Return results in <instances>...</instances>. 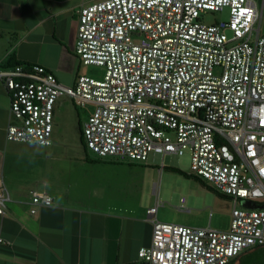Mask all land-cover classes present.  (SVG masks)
Wrapping results in <instances>:
<instances>
[{"label": "built area", "instance_id": "2783aa9c", "mask_svg": "<svg viewBox=\"0 0 264 264\" xmlns=\"http://www.w3.org/2000/svg\"><path fill=\"white\" fill-rule=\"evenodd\" d=\"M228 10L206 24L207 12ZM255 0H83L74 53L98 78L78 75L71 87L38 64L0 68L9 99L7 141L52 144L60 97L92 106L81 129L98 158L145 163L150 154L188 151L192 175L231 198L229 228L159 221L161 201L146 209L147 264H230L264 245V33ZM9 194L0 180V218ZM32 192L30 212L51 206ZM181 208L183 199H181ZM1 241V238H0Z\"/></svg>", "mask_w": 264, "mask_h": 264}, {"label": "crops", "instance_id": "0c3cea01", "mask_svg": "<svg viewBox=\"0 0 264 264\" xmlns=\"http://www.w3.org/2000/svg\"><path fill=\"white\" fill-rule=\"evenodd\" d=\"M82 1L0 0V64L13 55L50 70L63 86H73L83 66L73 50ZM61 98L67 97L54 106L51 145L10 142L5 137L10 99L0 81V180L10 198L0 218V264H147L137 252L151 243L146 209L156 199L142 207L136 181L119 176L113 160L84 147V156L73 157L54 144L62 136L56 116ZM32 192L48 194L52 205L32 214ZM152 194L156 196L155 184ZM179 204L176 209L183 214H201L186 198ZM172 221L185 224L178 215L164 222ZM201 224L211 227L210 220Z\"/></svg>", "mask_w": 264, "mask_h": 264}, {"label": "rangeland", "instance_id": "374dc122", "mask_svg": "<svg viewBox=\"0 0 264 264\" xmlns=\"http://www.w3.org/2000/svg\"><path fill=\"white\" fill-rule=\"evenodd\" d=\"M255 2L259 9L262 8L260 30L264 33V0H255ZM227 19L228 10L220 13L211 11L204 15L203 21L206 24H212ZM80 72L81 75L98 78L102 75L103 69L93 65L82 66ZM59 104L60 106L56 109V116L62 130V136L54 144L60 148H67L73 157H76L78 153L84 156L85 152L81 140L82 123L79 125L78 120L82 122L87 120V116L92 113L93 107L75 105L69 98H61ZM107 159L113 160V164L118 165L115 169L118 170L119 176L122 175L121 177L136 181L138 186L134 191L137 199L141 200L142 207H148L156 199V196L152 194V188L155 184V190L158 191L159 200L162 202L157 213L159 221L164 222L166 218L178 215L180 220L185 221L184 225L194 227H203V224L200 225V221H206L205 225H207L209 220L211 221L210 226L215 229L230 224L233 203L230 199L218 194L208 182L203 181L205 184L203 186L200 180L192 175L188 151L182 155L167 154L163 157L153 153L149 155L145 163L120 161L116 158ZM164 167L178 168L190 177L171 172ZM140 188L142 192H140ZM181 197L186 198L189 203H195V207L201 209V214L191 216L177 210ZM169 223L177 224L178 222Z\"/></svg>", "mask_w": 264, "mask_h": 264}, {"label": "trees", "instance_id": "16d2710c", "mask_svg": "<svg viewBox=\"0 0 264 264\" xmlns=\"http://www.w3.org/2000/svg\"><path fill=\"white\" fill-rule=\"evenodd\" d=\"M24 64H27V63L19 62L15 59V57L13 55H10L4 63L0 64V68H11V67H15L16 65H24ZM83 147H84V145H83ZM164 168H167V170L174 172V173H177V174H180V175H183L185 177H190V175L182 172L178 168H175V167H164ZM195 178H197V177H195ZM197 179L200 180V182L202 183L203 186H205L203 180H201L199 178H197ZM239 264H264V247L258 249L257 251H255L252 254L244 255L241 258Z\"/></svg>", "mask_w": 264, "mask_h": 264}, {"label": "water", "instance_id": "95a60500", "mask_svg": "<svg viewBox=\"0 0 264 264\" xmlns=\"http://www.w3.org/2000/svg\"><path fill=\"white\" fill-rule=\"evenodd\" d=\"M242 205H244L245 207H248V208H251V209H255V208H264V204L262 205H256L255 203L253 202H249V201H245L243 200L242 202ZM260 247H264V245H260V246H256V247H253L245 252H242L241 254H239L234 260L232 263L230 264H239L240 263V257L244 254H247V253H251L253 251H255L257 248H260Z\"/></svg>", "mask_w": 264, "mask_h": 264}, {"label": "flooded vegetation", "instance_id": "af4514ba", "mask_svg": "<svg viewBox=\"0 0 264 264\" xmlns=\"http://www.w3.org/2000/svg\"><path fill=\"white\" fill-rule=\"evenodd\" d=\"M260 248H262V247H260ZM260 248H257L255 251H257V250L260 249ZM255 251H253V252H251V253H247V254H252V253H254ZM247 254H244V255H247ZM244 255H242V256L240 257V260H241V258H242Z\"/></svg>", "mask_w": 264, "mask_h": 264}]
</instances>
